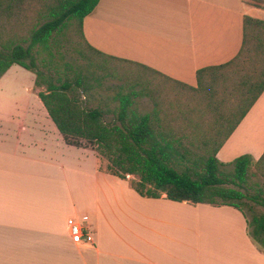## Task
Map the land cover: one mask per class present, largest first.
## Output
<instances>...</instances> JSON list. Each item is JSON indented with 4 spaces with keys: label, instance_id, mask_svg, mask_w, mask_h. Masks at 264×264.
Segmentation results:
<instances>
[{
    "label": "crops",
    "instance_id": "0c3cea01",
    "mask_svg": "<svg viewBox=\"0 0 264 264\" xmlns=\"http://www.w3.org/2000/svg\"><path fill=\"white\" fill-rule=\"evenodd\" d=\"M245 16L264 20V10L243 0H100L84 35L106 55L196 87L198 70L239 54ZM10 86L12 96L0 88V264H264V243L238 209L141 197L102 171L92 148L66 143L43 88ZM244 149L264 153V94L217 157L229 163ZM85 216L90 239L77 241L71 226Z\"/></svg>",
    "mask_w": 264,
    "mask_h": 264
},
{
    "label": "trees",
    "instance_id": "16d2710c",
    "mask_svg": "<svg viewBox=\"0 0 264 264\" xmlns=\"http://www.w3.org/2000/svg\"><path fill=\"white\" fill-rule=\"evenodd\" d=\"M243 1L264 7V0ZM99 3L0 0V79L14 65L32 72L36 86L44 89L39 97L66 143L94 149L99 160H108L107 172L120 180L138 177L131 185L141 197L229 206L246 218L248 207L253 214L248 226L254 228L250 236L264 243V212L258 210L264 209V182L251 184L258 175L264 180V153L257 161L249 154L238 157L229 173L217 157L264 94V20L245 16L239 54L226 64L198 70L192 87L92 47L84 21ZM61 38L74 45L86 69L66 60ZM109 62L134 66L137 74L117 88L105 86ZM100 71L107 73L96 76ZM159 79L196 96L168 104ZM146 98L153 109L141 114L138 99Z\"/></svg>",
    "mask_w": 264,
    "mask_h": 264
},
{
    "label": "rangeland",
    "instance_id": "374dc122",
    "mask_svg": "<svg viewBox=\"0 0 264 264\" xmlns=\"http://www.w3.org/2000/svg\"><path fill=\"white\" fill-rule=\"evenodd\" d=\"M39 2L41 4V0H36L37 4H39ZM40 7H41V5H40ZM262 10H264V7L262 8ZM254 16L258 17V18H261L263 16V14H261L259 12H254ZM61 44L64 47L63 48V52L66 54V60L70 61V62H72V63H74L76 65H81L83 68L86 69L87 62L83 61L81 59L80 55L74 49L75 48L74 45L71 44L70 42H68L64 38H61ZM108 68H109V70H107V72L110 73V75H109L108 79L105 80L104 85L105 86L114 87V88H117V87H119L122 84L128 83V81H129L128 77L130 76V77L133 78L137 74V71H138L137 68H135L134 66H131V65L125 64V63H119V62H109L108 63ZM113 71H116L118 73V75L116 73V76L113 77L112 76ZM107 72L100 71V72H97L95 75L99 76V77H102ZM152 78H153V81H155L157 79V77H155V76L154 77L152 76ZM1 80L2 81L0 82V88H2V90H4V87H6L5 93H8L7 96H12L14 94V91L10 88L11 87L10 85L18 84V85H21L23 87L33 86V84L35 83V80H36V76L32 72L22 68L21 66L14 65L9 70L7 75L4 78H2ZM160 80L161 79L157 80L158 81L157 85L160 84V86L161 85L163 86L162 87L163 98H165V100H166V102L168 104H170V102L174 103L176 100L184 101L187 98L196 96L195 93L191 92L188 89L181 88L180 86L178 87L174 83H168L166 81L161 80L163 82L162 83ZM16 92H18V91H16ZM22 96L23 97H31V95H28V94H25V93H23ZM137 109H138V111L141 114L149 113L153 109V101L150 100L149 98L138 99ZM111 119H112L111 116H108L106 118L107 121H110ZM259 131L262 132L261 129L258 130L256 132V134H253L252 137L249 136V137L245 138V142L252 141V139L255 137V135H257V137H258V135H259L258 132ZM244 150H245L244 151L245 152L244 155H246L247 153H252V154L255 155V154H258V151L260 149H244ZM257 160L258 159L254 158V161H257ZM233 162L234 161H231L229 163H223L222 162L225 165L223 167V170L225 172H228V173L232 172V170H233L232 163ZM99 163H100L99 166L101 167L102 171H107L108 170L109 162H108L107 159L102 158ZM252 171L255 172L254 168H253ZM128 180L131 183L135 184L136 182L139 181V178L135 177V176H131V177H129ZM263 182H264V180L259 175L257 177H252L251 178V184L252 185H254L256 183H259V184L262 185ZM193 207L195 208V207H198V206H193ZM244 210H245V213L247 215L248 221L251 222L253 220L252 212L249 211L248 207H245ZM258 210H259V213L261 211L264 212V209L262 207L258 208ZM253 229H254L253 227L249 226L248 234H251L253 232Z\"/></svg>",
    "mask_w": 264,
    "mask_h": 264
},
{
    "label": "built area",
    "instance_id": "2783aa9c",
    "mask_svg": "<svg viewBox=\"0 0 264 264\" xmlns=\"http://www.w3.org/2000/svg\"><path fill=\"white\" fill-rule=\"evenodd\" d=\"M89 217L85 216L81 222L73 223L71 226L72 237L77 241H87L90 239Z\"/></svg>",
    "mask_w": 264,
    "mask_h": 264
}]
</instances>
